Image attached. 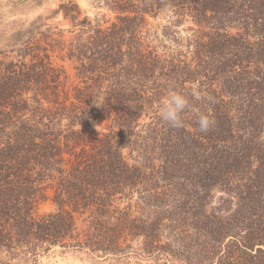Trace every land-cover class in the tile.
<instances>
[{"label": "trees", "instance_id": "16d2710c", "mask_svg": "<svg viewBox=\"0 0 264 264\" xmlns=\"http://www.w3.org/2000/svg\"><path fill=\"white\" fill-rule=\"evenodd\" d=\"M91 5L105 12L80 19L68 0L52 12L67 29L5 33L0 264L54 248L90 264H264V0ZM170 88L195 106L183 128L159 119Z\"/></svg>", "mask_w": 264, "mask_h": 264}, {"label": "rangeland", "instance_id": "374dc122", "mask_svg": "<svg viewBox=\"0 0 264 264\" xmlns=\"http://www.w3.org/2000/svg\"><path fill=\"white\" fill-rule=\"evenodd\" d=\"M68 0H0V49L5 44L7 38L6 32H9L10 28L16 27L12 23L17 25H23L29 23L36 18H42L45 23L58 26L59 29H67L69 27L68 22L63 18L64 12L60 11L54 18H52V12L57 10L59 5ZM77 7V13L80 19L87 18L93 20L97 14L105 12L103 9L95 8L91 5V0H72ZM165 23L164 19H148V25L146 31L150 33L156 32L158 36H161V27ZM189 26L188 23L183 25L184 28ZM179 32V31H178ZM2 33L4 37H2ZM189 31L180 30V35H188ZM167 42H165L166 44ZM58 64L62 65L67 74L72 77L74 74L72 63L69 61L61 62L57 60ZM219 198V194H215L212 199L213 204ZM52 209L51 204L48 202L42 204L39 207V213H46ZM82 254L73 253L71 251H62L60 248H54L51 252L41 259L40 264H90V260L85 261ZM94 262V261H92Z\"/></svg>", "mask_w": 264, "mask_h": 264}, {"label": "clouds", "instance_id": "9594fccd", "mask_svg": "<svg viewBox=\"0 0 264 264\" xmlns=\"http://www.w3.org/2000/svg\"><path fill=\"white\" fill-rule=\"evenodd\" d=\"M197 100L203 99L199 91L194 93ZM195 106L190 101L189 96L175 89H169L157 103L159 119L171 128L179 129L185 126L184 115ZM196 130L199 133H207L211 130L215 121L206 112L197 110L195 113Z\"/></svg>", "mask_w": 264, "mask_h": 264}]
</instances>
